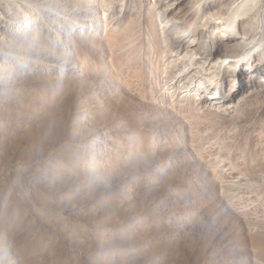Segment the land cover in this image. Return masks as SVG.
Masks as SVG:
<instances>
[{
  "label": "rangeland",
  "instance_id": "1",
  "mask_svg": "<svg viewBox=\"0 0 264 264\" xmlns=\"http://www.w3.org/2000/svg\"><path fill=\"white\" fill-rule=\"evenodd\" d=\"M0 264H264V0H0Z\"/></svg>",
  "mask_w": 264,
  "mask_h": 264
},
{
  "label": "bare ground",
  "instance_id": "2",
  "mask_svg": "<svg viewBox=\"0 0 264 264\" xmlns=\"http://www.w3.org/2000/svg\"><path fill=\"white\" fill-rule=\"evenodd\" d=\"M45 65H46V63H45V62H43L42 66H43V67H45Z\"/></svg>",
  "mask_w": 264,
  "mask_h": 264
}]
</instances>
